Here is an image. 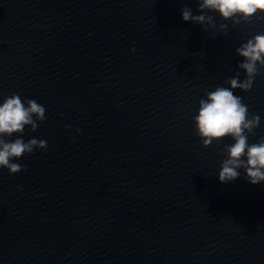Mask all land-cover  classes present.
<instances>
[{
	"label": "water",
	"instance_id": "obj_1",
	"mask_svg": "<svg viewBox=\"0 0 264 264\" xmlns=\"http://www.w3.org/2000/svg\"><path fill=\"white\" fill-rule=\"evenodd\" d=\"M185 6L202 14L198 0H0V101L42 104L23 138L48 143L0 169V264H264V183H220L231 141L203 148L192 122L264 20L185 23ZM235 94L261 117L255 142L264 75Z\"/></svg>",
	"mask_w": 264,
	"mask_h": 264
},
{
	"label": "clouds",
	"instance_id": "obj_2",
	"mask_svg": "<svg viewBox=\"0 0 264 264\" xmlns=\"http://www.w3.org/2000/svg\"><path fill=\"white\" fill-rule=\"evenodd\" d=\"M198 10L202 14L193 15L191 8L183 7L181 19L185 23H207L210 27L214 26L213 15L210 14L225 22L248 24L253 20H264V0H198ZM222 27L226 28L227 24ZM235 53L240 58L239 71L227 78L223 85L206 91L198 101L192 122L203 148L225 139L231 141L222 150L223 159L218 172L220 183L234 182L243 177L249 184L258 185L264 183V135L255 142H250L249 137L256 134L261 117L251 113L243 98L235 92H249L256 78L264 75V31L246 39ZM45 112V107L35 99L24 98L15 92L0 101V169H6L9 175L18 174L26 169L18 163L24 156L35 151H47L45 139L32 137L25 141L23 138L26 128L35 132L38 123L45 121ZM20 190L18 186L17 191Z\"/></svg>",
	"mask_w": 264,
	"mask_h": 264
}]
</instances>
